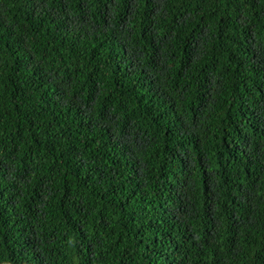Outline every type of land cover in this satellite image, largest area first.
Wrapping results in <instances>:
<instances>
[{
	"label": "trees",
	"instance_id": "1",
	"mask_svg": "<svg viewBox=\"0 0 264 264\" xmlns=\"http://www.w3.org/2000/svg\"><path fill=\"white\" fill-rule=\"evenodd\" d=\"M0 264H264V0H0Z\"/></svg>",
	"mask_w": 264,
	"mask_h": 264
}]
</instances>
